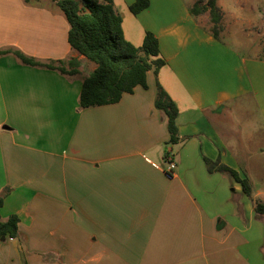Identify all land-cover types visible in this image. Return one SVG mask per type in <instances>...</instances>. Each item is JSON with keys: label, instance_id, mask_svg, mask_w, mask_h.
<instances>
[{"label": "crops", "instance_id": "obj_1", "mask_svg": "<svg viewBox=\"0 0 264 264\" xmlns=\"http://www.w3.org/2000/svg\"><path fill=\"white\" fill-rule=\"evenodd\" d=\"M133 1L113 0L124 36L141 46L154 33L165 65L147 88L81 108L96 64L70 46L55 0H0V215L19 217L0 264H264V58L216 37L209 14L190 11L198 0H149L138 14ZM249 1H232L238 14L218 0L233 16L224 32L263 36L264 13L252 18ZM13 50L76 58L78 73L27 65ZM157 81L178 107L176 152ZM205 157L249 178L251 195L209 173Z\"/></svg>", "mask_w": 264, "mask_h": 264}, {"label": "trees", "instance_id": "obj_2", "mask_svg": "<svg viewBox=\"0 0 264 264\" xmlns=\"http://www.w3.org/2000/svg\"><path fill=\"white\" fill-rule=\"evenodd\" d=\"M34 3V0H25ZM56 5L65 14L70 25L68 42L89 61L96 64L95 69L84 78L79 95L81 108L102 106L120 101L126 93H133L137 86L148 87L147 75H155L165 60L160 56L159 40L152 32H146L141 46L129 42L123 32L122 17L114 8L113 0H55ZM218 0H198L190 8L193 15L209 14L211 30L219 36L222 13ZM150 4L149 0H134L129 8L134 14L140 13ZM9 50H0V55ZM25 64L58 70L74 75L78 73L80 61L76 58L39 61L20 50L12 51ZM155 107L162 110L167 117L169 143L180 142L177 118L178 107L164 87L156 82ZM209 173H226L242 185L243 192L251 195L252 185L247 177L241 178L231 167L221 163L220 159L204 158ZM4 196L0 195V209ZM255 210L264 213V203L257 202ZM19 217L12 214L6 221L0 215V239L19 236Z\"/></svg>", "mask_w": 264, "mask_h": 264}, {"label": "rangeland", "instance_id": "obj_3", "mask_svg": "<svg viewBox=\"0 0 264 264\" xmlns=\"http://www.w3.org/2000/svg\"><path fill=\"white\" fill-rule=\"evenodd\" d=\"M81 2H83V0H80ZM206 0H204L205 2ZM223 4V2H225L226 4H229L230 10H235L234 12H237L238 14L242 13L240 10H238V6L233 5L232 1L233 0H220ZM219 3V4H220ZM245 4V3H244ZM255 6L257 9L256 11H252V15L249 14L251 17L253 15H256L258 13H260L261 11H263L264 13V0H250L248 2V4L246 6L250 7V6ZM244 13V12H243ZM223 17V16H222ZM254 18V16L252 17ZM233 19V16L231 15H226L225 18H222L221 21V29L219 30V36L228 44H230L231 46H233L234 48H236L241 55L250 57V56H260L262 58H264V26H263V36H258L256 33L254 28L252 29L251 32L253 33H240L236 30H233L232 33L224 32V26H226V23H230ZM264 21V18H263ZM256 22V21H254ZM257 22L258 19H257ZM233 25V24H232ZM210 27H212V24L210 22ZM238 26H234V28H237ZM256 35H255V34ZM254 34V35H253ZM173 147L174 152L177 151L178 149V145L177 144H172L170 145ZM7 190V189H6Z\"/></svg>", "mask_w": 264, "mask_h": 264}, {"label": "built area", "instance_id": "obj_4", "mask_svg": "<svg viewBox=\"0 0 264 264\" xmlns=\"http://www.w3.org/2000/svg\"><path fill=\"white\" fill-rule=\"evenodd\" d=\"M166 158H167V161H168L169 164H170V161H171V158H172V154H171V153L168 154V155L166 156Z\"/></svg>", "mask_w": 264, "mask_h": 264}, {"label": "water", "instance_id": "obj_5", "mask_svg": "<svg viewBox=\"0 0 264 264\" xmlns=\"http://www.w3.org/2000/svg\"><path fill=\"white\" fill-rule=\"evenodd\" d=\"M4 238V237H3Z\"/></svg>", "mask_w": 264, "mask_h": 264}]
</instances>
